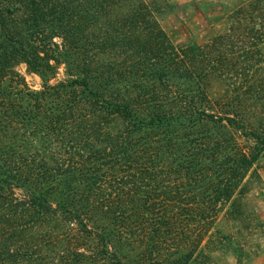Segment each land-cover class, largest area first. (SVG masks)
I'll return each instance as SVG.
<instances>
[{
    "label": "trees",
    "instance_id": "trees-1",
    "mask_svg": "<svg viewBox=\"0 0 264 264\" xmlns=\"http://www.w3.org/2000/svg\"><path fill=\"white\" fill-rule=\"evenodd\" d=\"M170 8L0 0V264L240 255L219 222L251 221L246 196L261 179L264 0L243 2L225 31L185 45L161 27ZM61 66L67 78L51 84ZM215 77L232 93L219 112L208 94Z\"/></svg>",
    "mask_w": 264,
    "mask_h": 264
},
{
    "label": "rangeland",
    "instance_id": "rangeland-1",
    "mask_svg": "<svg viewBox=\"0 0 264 264\" xmlns=\"http://www.w3.org/2000/svg\"><path fill=\"white\" fill-rule=\"evenodd\" d=\"M248 0H167L171 5L160 16L162 29L176 45H185L192 42L203 43L210 40L228 27L226 19L230 10ZM20 73L26 78L28 85L33 90L42 89L40 76L29 73L25 65L18 67ZM65 67L61 66L51 84L66 79ZM230 86L226 80L215 77L208 85V94L211 101L216 105L227 96ZM244 145L252 146L253 142L241 139ZM261 179L252 185L247 194V212L251 215V221L242 222L238 225L229 223L225 219L219 222V228L225 233H231L234 237V245L241 250L240 255L235 249L225 248L208 252L209 258L203 259V264H264V153L257 163ZM250 221V222H249ZM248 223L253 226L246 229ZM237 227H241L239 233ZM239 234H238V233Z\"/></svg>",
    "mask_w": 264,
    "mask_h": 264
}]
</instances>
